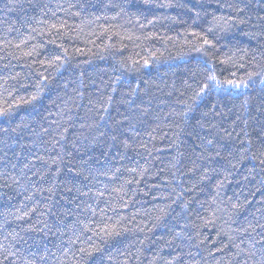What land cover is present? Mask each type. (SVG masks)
Here are the masks:
<instances>
[{
  "label": "trees",
  "instance_id": "obj_1",
  "mask_svg": "<svg viewBox=\"0 0 264 264\" xmlns=\"http://www.w3.org/2000/svg\"><path fill=\"white\" fill-rule=\"evenodd\" d=\"M262 161L264 0H0V264H264Z\"/></svg>",
  "mask_w": 264,
  "mask_h": 264
},
{
  "label": "snow or ice",
  "instance_id": "obj_2",
  "mask_svg": "<svg viewBox=\"0 0 264 264\" xmlns=\"http://www.w3.org/2000/svg\"><path fill=\"white\" fill-rule=\"evenodd\" d=\"M57 59H59V57H57ZM36 97H33V99H35ZM262 163H264V161H262ZM105 232H107V229H104ZM97 235H99V233H97ZM81 252H84L86 254H90V253H87V250L86 249H81Z\"/></svg>",
  "mask_w": 264,
  "mask_h": 264
}]
</instances>
